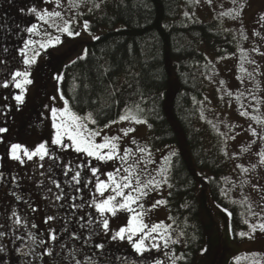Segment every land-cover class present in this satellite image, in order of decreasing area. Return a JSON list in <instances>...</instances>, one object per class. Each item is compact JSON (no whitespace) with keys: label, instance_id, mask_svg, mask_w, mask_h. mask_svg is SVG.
I'll list each match as a JSON object with an SVG mask.
<instances>
[{"label":"rangeland","instance_id":"1","mask_svg":"<svg viewBox=\"0 0 264 264\" xmlns=\"http://www.w3.org/2000/svg\"><path fill=\"white\" fill-rule=\"evenodd\" d=\"M104 1L106 0H88V3L69 10V0H61L62 8H57V10L62 11L64 19L71 21V29L74 32H80L79 36L61 34L54 28H48V25H44L43 22L38 21L34 16L22 11V9L25 10L33 5L46 7L51 11L52 8L56 7L55 0H52L50 4H42L41 0H7L3 3V7L11 11L12 24L11 33H8L7 41L3 46L2 53H0V60L7 62L6 65L0 64V69H3L0 70V83L5 80L10 81L11 72L24 70L30 72L29 78L32 79L33 83L26 86L24 103L19 106H17L13 98L19 94V89L15 88L11 83L8 88L0 87V127L8 129L6 133L0 134V137H2V140H0V164L2 162L1 154H3L4 142L12 135L18 122L27 117L33 105L34 89L37 83L34 75L35 68L38 67L45 57H56L67 53L66 57L58 62L52 72H50V78L42 96L47 141L50 139L53 129L51 128L49 108L63 107V100L60 99V83L62 80L57 81L55 77L57 75L62 76L64 67L83 54L86 49V43L93 40V36H99L106 31L105 27H98L94 30H90L89 27L87 30L84 29V22L88 21L90 26L91 19L100 12ZM93 3L100 6L93 8ZM180 5L183 13L190 14L199 21L218 20L223 31L232 36L235 44L234 49L226 52L223 56L206 52V57L213 62L214 69L213 74L206 83L203 94L202 116L209 127V139L220 153H223L224 158H222L226 161L222 179L223 195L226 200L238 201L244 205L246 209V217L244 218L247 221V226L237 231V237H235L231 229L229 211L219 206L212 199L210 192L204 190L199 183L196 192L201 208L205 237L202 248L195 254V264H264V232L257 229L255 233H252L249 227L251 224L264 222V207H261L264 205V200H261V196H264V165H260V156L258 155L259 152L264 151V140H261L259 135L253 136L248 130L251 125L257 133L264 135V56L252 51L253 48H258L260 52H264V20H261V16H264V0H235V2L234 0H211V3L208 0H198V2L197 0H181ZM90 8H92V11H89ZM7 10L2 11V16L6 18V21ZM236 11H239L240 15L234 19L233 16ZM221 13H231V15H221ZM31 23L42 25L41 32H43V29L48 28V31L53 36L60 35L62 43L47 50L39 49V45H37L36 47L41 52V55L37 57L36 63L29 68L22 63V58L18 52V49L23 47V40L29 38L44 40L46 38L42 34L29 36L28 33L23 31ZM57 23L62 22L57 21ZM245 37L247 38L245 39ZM5 48H7V51H4ZM244 56L250 60H255L256 64L242 60ZM257 65L259 66L258 68ZM242 67L247 69V72L253 73L254 79L250 80L245 72H241ZM176 89V79L170 73V85L165 95V107L167 110L170 107ZM249 91L256 96V100H252ZM228 93H232V95L229 96ZM241 93L244 95L241 96ZM237 97H240V99H237ZM242 104L243 107H241ZM245 110L249 115L241 116L240 112ZM37 113L39 114L38 111ZM253 116L258 117L261 123L251 119ZM89 127H92V125L90 124ZM127 127H134L135 131L124 138L123 146L135 148V145L131 144L133 138L140 146H147L152 152V158L157 162L155 165H151L150 168L159 167L164 163V156L181 148L180 143L159 148L153 147L148 137L147 123L139 125L134 122L114 124L111 128L105 129L102 135L122 136L120 130ZM233 136H235V139L231 138ZM39 139V137L33 135L27 140L24 139L18 143L29 148V150H33L42 142ZM97 139L99 142L100 138ZM244 148H248L249 151H242ZM60 155H62L64 162L72 161L73 166H75V163H82L86 159H90L73 151L60 153ZM43 163L45 164V169H38L33 161H27L24 165H20L7 157L5 159V167L27 178L32 184L37 181L36 177L40 176V172L46 170L48 166L47 158ZM237 165L242 167H237ZM253 165H257L254 170L252 168ZM243 168H248L249 171L244 172ZM106 170H111V168L108 167ZM88 174L90 175V173ZM101 178L105 179L106 177L102 176ZM253 185H259L260 189L254 190ZM168 191L169 188L164 186L159 193H152L147 204H151L156 199L166 200ZM245 197H247V201L242 203ZM249 205H251V211L249 210ZM93 211V209H89V212ZM252 212L260 213L261 215L254 216ZM169 217L167 204L158 207L151 213L153 221H164L166 224H172L173 227L170 230L171 238H178L179 242L170 244L169 249H162L160 252L153 250L151 253H145L144 256H138L131 250L130 245L126 243L104 241L118 246L120 257L125 258L128 263L152 264L153 258H159L165 264H172L171 260L164 255V252H169V255L174 253L176 256L184 254L186 239L181 228L175 225ZM124 224H126L124 215L110 220V227L113 230H118ZM240 232H245L247 235L241 237L239 235ZM249 236L252 238H249ZM160 243L162 244L163 242L160 241ZM173 246H175V250ZM202 249H207V251L202 252ZM119 261L122 263L121 260ZM180 261L181 259H178L176 264H179Z\"/></svg>","mask_w":264,"mask_h":264},{"label":"trees","instance_id":"2","mask_svg":"<svg viewBox=\"0 0 264 264\" xmlns=\"http://www.w3.org/2000/svg\"><path fill=\"white\" fill-rule=\"evenodd\" d=\"M180 3L181 0L104 1L89 29L105 27L106 31L98 40L86 43L88 54L84 59L64 67L60 91L79 115L93 113L98 124L92 127L118 119L125 105L139 103L153 147L180 143L170 167L172 187L166 197L167 209L186 239L184 259L179 264H195V254L205 237L196 192L199 183L219 206L229 211L235 237L247 223L244 205L226 200L223 195L226 161L209 139V127L202 116L203 94L214 69L206 52L223 56L235 44L218 20L199 21L185 15ZM10 14L7 10L9 29ZM66 55L47 63L53 67ZM170 73L177 89L167 110L165 95ZM113 89H117L114 95ZM44 92L42 83L36 98Z\"/></svg>","mask_w":264,"mask_h":264},{"label":"snow or ice","instance_id":"3","mask_svg":"<svg viewBox=\"0 0 264 264\" xmlns=\"http://www.w3.org/2000/svg\"><path fill=\"white\" fill-rule=\"evenodd\" d=\"M208 2L211 3V0H208ZM41 3L50 4L52 0H41ZM86 3H88V0H69V10L73 7L78 8ZM55 5L56 7L52 8L51 11L46 7H39L37 5L30 6L26 10L22 9V11L34 16L38 21L43 22L44 25H48V28H54L61 34L66 33L68 36H79L80 32H74L71 29V21L64 19L62 11L57 10V8H62L61 0H55ZM99 6V4L93 3L92 7L98 8ZM89 11H92V8ZM221 15H231V13H221ZM239 15L240 12L236 11L233 18H238ZM261 20H264V16H261ZM57 21H61L62 23H57ZM41 27L42 25L31 23L30 26L23 29L29 36H39L42 34L46 37L44 40H34L31 38L23 40V47L18 49L22 63L29 68L36 63L37 57L41 55V52L36 47L37 45H39V49L47 50L62 43L60 35L53 36L48 31V28L43 29V32H41ZM88 27V21H85L84 29L87 30ZM257 35L259 34L257 33ZM93 39L98 40L99 37L93 36ZM4 51H7V48ZM252 51L264 56V52H260L258 48H253ZM87 54V50L85 49L83 54L77 57V59H84ZM242 60L256 64L255 60H250L246 56L242 57ZM75 62L72 61V63ZM6 63L5 60H0V64L6 65ZM241 72H245L250 80L254 79L253 73L247 72V69L242 67ZM29 77L30 72L28 70L14 71L10 73V81L5 80L0 83V87L3 88H8L11 83L15 88L19 89V94L13 97L17 106L24 103L26 86L33 83ZM55 79L61 81L63 77L57 75ZM238 79L241 78L238 77ZM241 82H243L242 79ZM116 91L117 89H113L112 95ZM228 95L231 96L232 93H228ZM243 95L241 93V96ZM249 95L252 96V100L257 99L250 91ZM60 99L63 100L62 108H49L51 113V128L53 129L50 139L39 143L33 150H29V148L22 144L12 143L6 149L5 154L8 159L16 161L20 165H24L27 161H33L38 169H45L43 162L47 158L48 166L45 171L40 172V176L44 179L39 182L38 187L43 188L44 181L47 180L48 186L46 187L44 198L49 201L50 206L57 209L67 207L69 210L80 212L77 223L80 229H85L88 232V238L84 240V245L92 250V255L84 252L83 259H78L77 256L82 252L81 247L74 248L67 255L60 256L59 252H55L54 247L49 246V242H52V244L59 242L61 252L65 250V243L60 242L59 231L55 227H49L45 235L38 236L36 232L29 230L30 222L27 216L19 215L15 209L11 212V217L9 218L11 219L10 224L0 223V241L5 240L10 233L12 242L19 240L24 243L27 239L30 242L26 244L27 251L22 248H17L16 250L23 257H33L36 260L44 261L45 258H52L49 264H60V261L56 257L67 261V264H101L97 253L99 257H105L107 248V243L101 242L102 240L126 243L130 245L131 250L138 256H144L145 253H151L153 250L160 252L162 249H169L170 244L178 243L179 239H172L170 235V230L173 227L172 224H166L164 221L155 222L151 219L152 211L166 205L167 200L156 199L151 204H147L152 193H159L164 186L168 188L172 187V184L169 182V172L172 157L176 155L175 151L163 157L164 163L162 165L150 168L151 165H155L157 162L152 158V152L147 146H140L134 138L131 140V144L135 145V148L123 146L124 138L135 131L134 127L122 128L120 130L122 136L102 135L105 129L111 128L114 124L134 122L139 125L147 123L146 120L141 118L144 109L140 104L125 105L118 119L110 120L103 124L102 127L93 128L89 127V125L98 124L93 113L89 112L81 116L72 109L69 101L64 98L63 93H61ZM237 99H240V97H237ZM241 107H243V104ZM240 115L248 116L249 113L245 110L240 112ZM251 119L257 123H261L258 117L253 116ZM248 130L253 136L259 135L260 139L264 140V135L257 133L251 125ZM7 131L6 127H0V134ZM97 138H100L99 142ZM231 138L235 139V136ZM0 140H2V137H0ZM67 151L83 154L90 159H86L82 163H75V166H73L72 161L64 162L62 155H60V153ZM242 151H249V149L244 148ZM258 155L260 156V165H264V151L259 152ZM108 167L111 170H106ZM237 167L242 166L237 165ZM256 167L257 165H253V170ZM56 170H59L60 174L64 177L62 182L56 178ZM243 171L248 172L249 169L243 168ZM87 173H90V176ZM2 176L3 173H0V177ZM102 176L106 178L102 179ZM12 179L13 181H17L18 177H13ZM253 188L254 190L260 189V186L253 185ZM84 189L88 190V198H85L82 194ZM16 200H23V197L18 195L16 196ZM261 200H264V196H261ZM246 201L247 197L244 198L242 203ZM27 206L31 213L39 210L31 201H27ZM261 207H264V205ZM85 209H93L94 211L87 213L84 211ZM249 210L251 211V205H249ZM120 215H124L126 224L120 226L118 230H113L110 227V220ZM252 215L259 216L261 214L252 212ZM73 218L75 217L67 219V223L62 225V230L65 233H69L70 239H80L83 233H80V236H78L75 230H70L68 227L72 223ZM62 219L65 218L61 217L59 212H57L56 215L46 216L44 223L48 224L50 221ZM169 219L171 220L172 218L169 217ZM80 220H86V223H80ZM30 227L31 229H36L38 226L35 223H31ZM249 227L252 233H255L257 229L264 232V222L251 224ZM20 229H24L25 233L22 234ZM181 235L183 234L181 233ZM239 235L243 237L247 233L240 232ZM93 237H97V242L94 244L92 241ZM249 238L252 237L249 236ZM160 241L163 243L161 244ZM37 247H40L42 251L37 252ZM7 251V246L4 243H0V254H4ZM201 251L204 252L207 249H202ZM164 255L171 260L172 264H176L178 259H184L183 254L180 256H176L174 253L169 255V252L166 251ZM117 259H120L122 264H126L125 258L117 257ZM0 264H4L3 255H0ZM23 264H33V261L30 259L24 260ZM104 264H110V262L105 259ZM152 264H165V262L159 258H153Z\"/></svg>","mask_w":264,"mask_h":264},{"label":"flooded vegetation","instance_id":"4","mask_svg":"<svg viewBox=\"0 0 264 264\" xmlns=\"http://www.w3.org/2000/svg\"><path fill=\"white\" fill-rule=\"evenodd\" d=\"M5 1L7 0H0V53H2L3 46L7 41L8 33H11V29L8 28L6 18L2 17V11L7 10V8L3 7V3ZM52 60H55V56L45 57V59L38 65V67L35 68L34 75L36 76L37 83L34 89V99L31 110L24 120H20L18 122L17 127L13 131L12 135L7 138V140L4 142V145L9 141L10 143H8V145H10L11 143H18L24 139L27 140L33 135L39 137L42 142L47 141V135L45 131L46 118L44 117L42 108L44 100L43 97L36 98V92L41 88L42 83H45L46 90V84L51 74L50 72H52L53 68L55 67H50L49 63L47 62H50ZM37 111L39 112V114L37 113ZM34 121H36L37 124L34 123ZM1 155L2 162L0 164V173H3V176L0 177V223H5L6 225L10 224L11 219L9 218L11 217L12 210L15 209L19 215L27 216L30 224L35 223L38 226L36 229H31L29 224V230L32 232H36L38 236L45 235L49 227H55L59 231L60 242L65 243V250L61 252L59 242L55 244L49 242V246L54 247L55 252H59L60 256L67 255L68 252H71L74 248L81 247L82 252L77 256L78 259H83L84 252H87L88 255H92V250L89 249L86 245H84V240L88 238V232L85 229H80L79 224L77 223V220L80 217V212L75 210H69L67 209V207H65L64 209H57L50 206L49 201L44 198L46 194V187L48 186L47 180L44 181L43 188L38 187L39 182L44 179L41 176L36 177L37 181L32 184L27 178L20 176L5 167L6 157H4L3 154ZM87 175L90 176L88 173ZM13 177H18V180L13 181ZM56 178L58 180H61V182L64 179V177L60 174L59 170H56ZM82 194L85 196V198H87L88 190L84 189ZM18 195L22 196L23 200H16V196ZM27 201H31L32 204L39 210L35 213H31L28 210ZM84 211L90 213L89 209H85ZM57 212H59V215L61 217H64L65 219L59 221H50L48 224L44 223V218L46 216L56 215ZM73 216L75 218L72 219V223L69 224L68 227L70 230H75L76 235L78 236H80V233H83V235L80 236V239H70L69 233H65L62 230V225L67 223V219ZM80 223H86V220H80ZM20 232L23 234L25 233V230L20 229ZM92 241L93 244L96 243L97 237H93ZM101 242L107 243L106 256L99 257V254L97 253L101 264H104L105 259H107L110 264H122L119 261L120 259H117V257H120L118 246L113 245L104 240H102ZM0 243H4L8 248V251L6 253L0 254L4 256V264H23V261L28 259L32 260L33 264H49L52 259L45 258L44 261H41L36 260L33 257H23L21 253L16 249L22 248L27 251L26 244L30 242L27 241V239L24 243L19 240L12 242L11 233L5 240L0 241ZM36 251L41 252L42 249L40 247H37ZM56 259L60 261V264H67V261L60 259V257H56ZM126 264L134 263L126 262Z\"/></svg>","mask_w":264,"mask_h":264},{"label":"water","instance_id":"5","mask_svg":"<svg viewBox=\"0 0 264 264\" xmlns=\"http://www.w3.org/2000/svg\"><path fill=\"white\" fill-rule=\"evenodd\" d=\"M8 143H10V141L9 142H7L5 145H4V148H3V156L5 157L6 156V149H7V145H8Z\"/></svg>","mask_w":264,"mask_h":264}]
</instances>
